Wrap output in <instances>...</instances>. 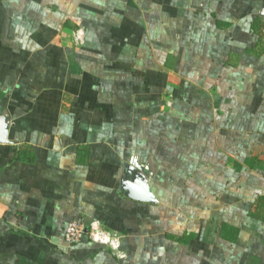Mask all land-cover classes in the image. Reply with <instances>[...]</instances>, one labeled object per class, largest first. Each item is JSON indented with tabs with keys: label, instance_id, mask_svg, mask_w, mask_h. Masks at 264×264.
Returning a JSON list of instances; mask_svg holds the SVG:
<instances>
[{
	"label": "crops",
	"instance_id": "0c3cea01",
	"mask_svg": "<svg viewBox=\"0 0 264 264\" xmlns=\"http://www.w3.org/2000/svg\"><path fill=\"white\" fill-rule=\"evenodd\" d=\"M0 112V264H264V0H0Z\"/></svg>",
	"mask_w": 264,
	"mask_h": 264
},
{
	"label": "built area",
	"instance_id": "2783aa9c",
	"mask_svg": "<svg viewBox=\"0 0 264 264\" xmlns=\"http://www.w3.org/2000/svg\"><path fill=\"white\" fill-rule=\"evenodd\" d=\"M73 39L75 43H81L83 41V32L81 30L74 31ZM84 235L113 250H116L119 246L117 233L105 229L96 221H92L88 225H84L77 220L69 222L64 231V240L72 244L78 242ZM118 256H123V254L118 253Z\"/></svg>",
	"mask_w": 264,
	"mask_h": 264
},
{
	"label": "water",
	"instance_id": "95a60500",
	"mask_svg": "<svg viewBox=\"0 0 264 264\" xmlns=\"http://www.w3.org/2000/svg\"><path fill=\"white\" fill-rule=\"evenodd\" d=\"M8 127L9 125L5 115L0 112V143L9 142Z\"/></svg>",
	"mask_w": 264,
	"mask_h": 264
}]
</instances>
